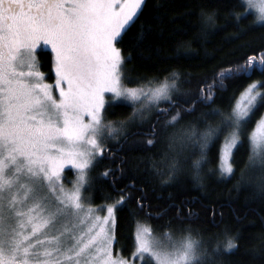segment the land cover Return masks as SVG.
Here are the masks:
<instances>
[{"label": "snow or ice", "instance_id": "snow-or-ice-1", "mask_svg": "<svg viewBox=\"0 0 264 264\" xmlns=\"http://www.w3.org/2000/svg\"><path fill=\"white\" fill-rule=\"evenodd\" d=\"M146 3L0 0V264H222L220 244L207 246L192 227L191 211L185 217L176 208L178 231L169 221L159 235L150 211L139 217L145 198L134 197L135 182L117 188L122 157L98 177L111 180L118 199L108 203L105 196V203L95 205L89 194L97 179L93 170L109 153L115 159L121 150L148 151L164 144L162 159L151 165L161 182L171 183L190 168L201 183L205 166L212 163L211 149L216 148L215 171L230 178L235 155L247 144L240 181L251 182L259 166L255 186L264 193V113L256 117L259 134L246 141L248 124L264 108V80L247 84L228 108L216 104L217 91L227 90L228 81L264 75V51L199 83L196 95L182 92L186 81L176 68L163 79L137 76V86H129L132 57L120 45ZM242 4L264 22V0ZM230 15L239 21L245 14ZM200 17L201 35H206L217 11L201 9ZM43 46L54 59V84L46 82L38 65V56L49 54ZM113 100L130 105V114L107 119ZM145 123L146 129L131 130ZM110 140L116 141L114 148ZM66 169L74 171L70 187ZM133 201L129 258L114 254L115 212ZM166 214L167 209L160 211L156 219ZM238 236L228 238L225 252L236 249Z\"/></svg>", "mask_w": 264, "mask_h": 264}, {"label": "trees", "instance_id": "trees-1", "mask_svg": "<svg viewBox=\"0 0 264 264\" xmlns=\"http://www.w3.org/2000/svg\"><path fill=\"white\" fill-rule=\"evenodd\" d=\"M217 11L216 24L201 35L203 25L200 11ZM244 13L239 21L230 15L231 12ZM254 15L247 12L241 0H147L143 14L123 36L121 48L127 55L131 53V61L127 67L131 69L129 86H137V76H160L163 79L167 71L179 69L186 81L182 92L197 94V85L211 82L214 75L236 61H243L249 55H259L264 51V23L255 22ZM243 30L240 38L236 33ZM189 43L191 47H189ZM48 55L38 56V65L46 77V82H54L53 58ZM184 57H189L185 59ZM264 80V75L257 72L250 79L227 82V90L217 91L216 104L228 108L239 97L243 88L254 81ZM106 118L120 120L131 112V106L125 103H113ZM264 113L260 109L253 117L254 123L246 128V141L256 125V117ZM192 119V117H189ZM148 125L136 124L131 130L146 129ZM133 140H146L145 137H132ZM112 148L116 141H108ZM164 144H157L148 151L121 150L115 159L111 153L93 170L97 177L89 190L95 205L108 203L118 199V191L112 186L111 180L99 179L106 167H115L124 159L123 178L117 182V188L135 182L134 197L145 198V211L138 215L143 219L146 212H151V226L157 234L171 221V226L178 231L176 208H180L186 217L193 213L192 227L199 230L211 249L217 243L221 251L219 258L222 264H264V193L255 186L257 172L251 182L240 181V172L248 158L247 144L235 155V175L222 178L216 169V148L211 149L212 163L206 165L202 173V182L197 183L190 168L184 171L171 183L164 184L161 177L152 169V161L162 159ZM190 164V161H189ZM214 169L213 173L208 168ZM120 175V173H117ZM66 176L73 172L66 170ZM136 204L119 207L115 212L114 253L131 257L133 252L134 222L132 219ZM167 209L162 219H156L157 213ZM239 233L237 247L232 252H225L224 247L230 236Z\"/></svg>", "mask_w": 264, "mask_h": 264}, {"label": "rangeland", "instance_id": "rangeland-1", "mask_svg": "<svg viewBox=\"0 0 264 264\" xmlns=\"http://www.w3.org/2000/svg\"><path fill=\"white\" fill-rule=\"evenodd\" d=\"M241 2H242V0H241ZM245 9H246V11L247 12H250L252 15H254V19L256 20L255 22H257V23H264V22H258L257 21V16H258V13L255 11V10H248L246 7H245ZM43 50H48V51H50V48H47V46H43ZM53 62H54V59H53ZM53 73H54V82H52V83H50V84H54L55 83V71H54V65H53ZM48 83V82H47ZM108 95H110V94H106V96H108ZM113 103H125V102H122V101H112ZM125 104H127V103H125ZM259 132H260V128H259V123L257 122L256 123V125L253 127V129L251 130V132H250V135L249 136H257L258 134H259ZM110 141H112V140H110ZM67 170V169H66ZM73 172V176H71V177H67V176H65V180H66V182H67V185L70 187L71 186V182L73 181V179H74V171H72ZM115 254V253H114Z\"/></svg>", "mask_w": 264, "mask_h": 264}]
</instances>
